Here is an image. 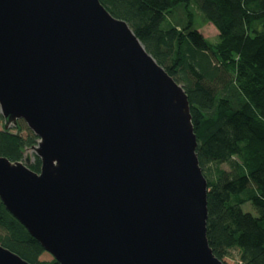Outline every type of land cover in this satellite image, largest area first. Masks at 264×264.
I'll list each match as a JSON object with an SVG mask.
<instances>
[{
    "label": "water",
    "instance_id": "95a60500",
    "mask_svg": "<svg viewBox=\"0 0 264 264\" xmlns=\"http://www.w3.org/2000/svg\"><path fill=\"white\" fill-rule=\"evenodd\" d=\"M0 107L41 159L0 156V201L59 264H225L189 96L100 0H0Z\"/></svg>",
    "mask_w": 264,
    "mask_h": 264
},
{
    "label": "trees",
    "instance_id": "16d2710c",
    "mask_svg": "<svg viewBox=\"0 0 264 264\" xmlns=\"http://www.w3.org/2000/svg\"><path fill=\"white\" fill-rule=\"evenodd\" d=\"M100 2L129 24L189 96L198 160L208 181L207 235L215 256L225 264L234 255L239 264H264V0ZM197 14L219 31L217 41L199 31ZM37 141L24 121L9 129L3 124L0 156L26 161ZM33 157L29 166L40 171L41 159ZM246 203L259 215L244 211ZM0 244L30 264H59L40 259L43 246L2 201Z\"/></svg>",
    "mask_w": 264,
    "mask_h": 264
},
{
    "label": "rangeland",
    "instance_id": "374dc122",
    "mask_svg": "<svg viewBox=\"0 0 264 264\" xmlns=\"http://www.w3.org/2000/svg\"><path fill=\"white\" fill-rule=\"evenodd\" d=\"M175 18L177 17V19H179L180 17H182L183 15V11L178 10L175 13ZM196 21H197V28L199 29L200 32L203 33V35L210 41V42H215L218 39V35H219V31H217L216 27L210 23H204L201 20V16H199V14L196 15ZM5 120H4V116H2L1 114V107H0V129H3V124H4ZM12 131H16L15 128L12 129ZM34 154L35 151L33 149H28L25 153V157H28L30 159V162L34 161ZM222 167L230 170L229 169V165L224 163L222 164ZM242 208L244 211H248L251 212L252 214L258 216L259 212L256 211V209L254 207H252V205L250 203H246L242 205ZM235 254V253H234ZM54 258V256L48 252H44V254L41 255L42 260H52ZM226 263L227 264H239V260L238 257L236 255H234L232 258H226Z\"/></svg>",
    "mask_w": 264,
    "mask_h": 264
}]
</instances>
